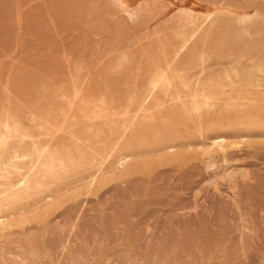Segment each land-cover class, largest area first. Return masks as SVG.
Returning a JSON list of instances; mask_svg holds the SVG:
<instances>
[{
    "label": "rangeland",
    "instance_id": "374dc122",
    "mask_svg": "<svg viewBox=\"0 0 264 264\" xmlns=\"http://www.w3.org/2000/svg\"><path fill=\"white\" fill-rule=\"evenodd\" d=\"M10 167L0 264H264V0H0Z\"/></svg>",
    "mask_w": 264,
    "mask_h": 264
},
{
    "label": "bare ground",
    "instance_id": "6f19581e",
    "mask_svg": "<svg viewBox=\"0 0 264 264\" xmlns=\"http://www.w3.org/2000/svg\"><path fill=\"white\" fill-rule=\"evenodd\" d=\"M224 141H225V139L222 137L216 138L214 140V145L219 147V148H222ZM14 171H15L14 167L4 168L3 170L0 171V188L6 186V184H4L2 181L9 180ZM7 185H10V184H7Z\"/></svg>",
    "mask_w": 264,
    "mask_h": 264
}]
</instances>
